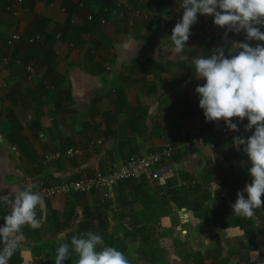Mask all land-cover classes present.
Instances as JSON below:
<instances>
[{
	"label": "crops",
	"instance_id": "1",
	"mask_svg": "<svg viewBox=\"0 0 264 264\" xmlns=\"http://www.w3.org/2000/svg\"><path fill=\"white\" fill-rule=\"evenodd\" d=\"M177 8V0H0V196L26 186V177L48 184L94 177L131 156L145 158L169 144L173 156L164 167L175 170L172 179L213 197L205 200L199 217L180 210L192 235L189 246L173 234L180 264L192 253L190 247L210 243L204 256L210 264H264V208L249 219L235 215L231 207L237 192L251 183L250 161L242 148L233 146L234 140L220 133L223 120L214 121L209 136L201 133L205 116L195 88L205 80L195 78L192 58L210 55L226 29L215 25L213 17L198 15L187 43L191 49L171 52L169 36L183 14ZM16 33L22 42L10 48L7 41ZM38 34L40 41L27 42ZM228 40L246 42L243 32H230ZM225 51L229 54L228 47ZM233 122L240 129L236 136L252 134L245 130L247 119ZM101 140L94 152L87 151L92 141ZM69 148L85 153L72 160L44 161L46 155ZM161 183L142 177L120 185L115 194L128 200L142 191L138 186L153 189ZM94 196H83L86 200L76 206L72 226L59 234V242L60 236L74 234ZM73 200L58 196L41 204L39 225L53 212L64 215ZM7 211L0 205V226ZM163 221L158 231L164 235ZM162 234L164 240L167 235ZM33 244L25 239L17 251L22 264H34V255L39 256Z\"/></svg>",
	"mask_w": 264,
	"mask_h": 264
},
{
	"label": "clouds",
	"instance_id": "2",
	"mask_svg": "<svg viewBox=\"0 0 264 264\" xmlns=\"http://www.w3.org/2000/svg\"><path fill=\"white\" fill-rule=\"evenodd\" d=\"M177 4V11L182 9L183 14L169 36L171 52L181 54L189 48L198 15L213 17L215 25L226 29L223 42L210 55L192 58L195 78L205 80L195 92L206 122L223 120L230 130L239 132L233 119L238 118L240 123L248 120L245 130L252 134L234 137L233 146L242 148L248 157L252 179L237 192L231 207L235 215L254 218L255 210L264 207V0H177ZM230 32H243L246 42H229ZM42 202V193L31 184L0 196V205L8 210L0 226V264H9L21 248L25 227H39L37 209ZM73 256L74 264H131L124 251L106 244L101 234L90 230L72 236L70 242L59 243L55 264H65Z\"/></svg>",
	"mask_w": 264,
	"mask_h": 264
},
{
	"label": "trees",
	"instance_id": "3",
	"mask_svg": "<svg viewBox=\"0 0 264 264\" xmlns=\"http://www.w3.org/2000/svg\"><path fill=\"white\" fill-rule=\"evenodd\" d=\"M52 2V0H48ZM104 9L100 8L99 13H103ZM102 18L100 19V21ZM214 122H206V119H202L201 133L205 136L214 130ZM135 179L122 182V184L130 185L133 184ZM175 178H171L167 183L159 184L153 189L144 188L138 186L143 191H135V193L128 200L120 199V207L116 211V216L122 219H128L129 226H126V233L129 237L133 238L135 242L147 241L152 238L155 230L161 227V222L166 216H169L173 209V204L180 211L186 209L192 211L194 215L200 216L203 213L202 207L205 200L212 199V195L208 192L206 194L199 195L198 188L192 187L187 190V188L179 187V183ZM118 186V187H119ZM200 188V186H199ZM197 194V195H196ZM94 205L90 209L85 208L83 211V219L79 222L78 226L75 227L76 231L73 235H70L66 242H70V239L74 235H79L85 231L101 232L105 239L106 244L110 246H115L119 250L124 251L128 256V246L124 241H121L119 245L115 244L116 235L113 232L112 225L109 222V206L106 204H101L98 194H94ZM170 195V199L168 198ZM74 197L73 207L67 208L64 215L59 212H53L51 217L47 216V220L41 223L36 229H31L29 227L24 228L25 239L33 241L35 245V254L44 255V259L41 264H55L54 258L48 253L50 250L52 253L56 254V248L59 245L58 236L64 233L68 227L72 226V220L75 216V208L77 205H81L82 200H86V197L81 195H72ZM264 199V197H262ZM73 208V209H71ZM139 208V211H137ZM264 208V207H261ZM259 208V209H261ZM200 211V212H199ZM125 227V226H124ZM154 227V228H153ZM147 236L145 237V235ZM166 233L164 232V235ZM41 239H43L41 242ZM47 250V254L44 252ZM219 249L213 251V257L218 253ZM142 256L148 257L147 253H141ZM75 256L65 264H74ZM10 264H22V259L18 257V252L14 254Z\"/></svg>",
	"mask_w": 264,
	"mask_h": 264
},
{
	"label": "built area",
	"instance_id": "4",
	"mask_svg": "<svg viewBox=\"0 0 264 264\" xmlns=\"http://www.w3.org/2000/svg\"><path fill=\"white\" fill-rule=\"evenodd\" d=\"M22 2V0H19ZM89 21H94V15L89 16ZM101 24H106L104 19L101 20ZM42 39L41 35H36L27 40L29 44H35ZM22 42V35L19 33L13 34L7 41L8 47H13L17 43ZM8 65V61L6 62ZM18 65H22L18 62ZM27 72L34 74L35 70L32 67L25 68ZM220 133L227 141H233L237 132L230 130L225 123H221L219 126ZM205 140V137L201 141ZM103 140L92 141L87 149L89 152H94L96 148L101 146ZM85 150L80 148H69L64 152L57 151L53 154L45 156L46 162H54L57 160H72L83 156ZM173 148L167 144L160 152H155L147 155L145 158H139L137 156H131L121 162L118 165H114L109 172L97 173L94 177L81 178L79 180L72 181H59L58 183L48 184L43 180H37L33 177L25 178V185L31 184L34 186L35 191H39L43 195V203L50 202L58 196H72V195H91L98 194L101 204L109 206V210L116 212L119 207V201L116 197L115 190L124 181L140 179L147 177L151 182H164L169 181L175 170L171 167H164V162L172 159ZM180 186L184 185L181 180H178ZM111 212V213H112ZM185 213L180 215V222L182 225L187 223Z\"/></svg>",
	"mask_w": 264,
	"mask_h": 264
},
{
	"label": "rangeland",
	"instance_id": "5",
	"mask_svg": "<svg viewBox=\"0 0 264 264\" xmlns=\"http://www.w3.org/2000/svg\"><path fill=\"white\" fill-rule=\"evenodd\" d=\"M175 174H173L174 176ZM164 182L161 183V185ZM181 187V186H179ZM66 197V196H64ZM170 199V195L168 196ZM174 211L171 212L169 216H166V222L163 221L164 224V232L167 233L164 240L161 239V232L156 231L154 232L152 238L148 239L147 241L142 242H135L133 238L129 237L126 233V226H129V223L127 221H122L121 218L116 216L117 214H110V225H112L113 232L116 235L115 244L119 245L121 241H124L126 245L128 246V258L130 259L131 264H180L181 261L176 256L175 249H174V241L177 243V237H174L173 234H178L179 240L183 244H187L190 246L191 239L188 240V237H191L188 232H190V226L186 225L183 226L182 229L180 225V215L181 211L175 206H173ZM111 211V210H110ZM112 212V211H111ZM185 212V211H184ZM211 219V218H210ZM209 220V219H208ZM127 222V223H126ZM125 226V227H124ZM154 228V227H153ZM178 228V229H177ZM201 228H198L200 230ZM163 232V231H162ZM210 232V230H209ZM102 235L101 232H97ZM188 233V235H187ZM196 230L193 232V235H196ZM147 234L145 235V237ZM67 239L65 235L60 236V242H66ZM212 248L211 243L202 245L201 247H196L192 250L191 254H187V258L185 261V264H188L187 259H195V261H199L200 264H210V262L207 261L205 254L208 253L209 250ZM147 253L148 257L142 256L141 253ZM49 254L54 258L55 254L52 253L50 250L48 251ZM44 254H47V250L44 252ZM44 255L35 256L33 258L34 264H41V262L44 259ZM23 262V261H22ZM27 264H30V261L26 262ZM184 263V262H182ZM191 263V262H190ZM189 263V264H190Z\"/></svg>",
	"mask_w": 264,
	"mask_h": 264
}]
</instances>
